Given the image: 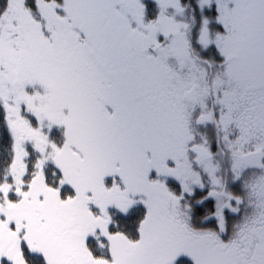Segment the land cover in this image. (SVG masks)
Listing matches in <instances>:
<instances>
[{
    "label": "snow or ice",
    "instance_id": "snow-or-ice-1",
    "mask_svg": "<svg viewBox=\"0 0 264 264\" xmlns=\"http://www.w3.org/2000/svg\"><path fill=\"white\" fill-rule=\"evenodd\" d=\"M0 264H264V0H0Z\"/></svg>",
    "mask_w": 264,
    "mask_h": 264
}]
</instances>
